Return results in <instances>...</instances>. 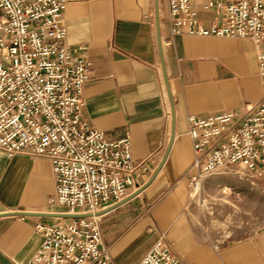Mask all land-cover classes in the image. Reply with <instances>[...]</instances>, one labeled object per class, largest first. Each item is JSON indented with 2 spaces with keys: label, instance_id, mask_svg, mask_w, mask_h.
Listing matches in <instances>:
<instances>
[{
  "label": "crops",
  "instance_id": "1",
  "mask_svg": "<svg viewBox=\"0 0 264 264\" xmlns=\"http://www.w3.org/2000/svg\"><path fill=\"white\" fill-rule=\"evenodd\" d=\"M64 23L70 51L92 63L86 120L109 139L129 135L134 161L148 168L142 191L103 211L115 262L137 264L164 233L184 264H264V220L246 236L219 235L196 219L188 184L195 161L189 117H240L264 103L254 45L171 38L168 0H70ZM53 175L49 159L0 151V264H27L44 240L36 226L68 219L52 203ZM254 179L264 192V180ZM134 202L138 215L126 207Z\"/></svg>",
  "mask_w": 264,
  "mask_h": 264
},
{
  "label": "built area",
  "instance_id": "2",
  "mask_svg": "<svg viewBox=\"0 0 264 264\" xmlns=\"http://www.w3.org/2000/svg\"><path fill=\"white\" fill-rule=\"evenodd\" d=\"M70 0H0V151L49 159L69 216L38 224L43 243L27 264H117L104 244L103 211L140 188L148 170L129 135L109 139L84 116L92 63L67 45ZM170 35L234 38L254 45L264 85V0H168ZM195 161L188 182L200 194L215 171L239 168L264 180V103L239 117H189ZM137 264H184L164 233Z\"/></svg>",
  "mask_w": 264,
  "mask_h": 264
},
{
  "label": "rangeland",
  "instance_id": "3",
  "mask_svg": "<svg viewBox=\"0 0 264 264\" xmlns=\"http://www.w3.org/2000/svg\"><path fill=\"white\" fill-rule=\"evenodd\" d=\"M200 194H192L191 210L197 220L219 235L243 237L255 231L264 220V192L242 169H226L210 173ZM226 188L230 190L225 191ZM129 208L141 213L139 202Z\"/></svg>",
  "mask_w": 264,
  "mask_h": 264
},
{
  "label": "water",
  "instance_id": "4",
  "mask_svg": "<svg viewBox=\"0 0 264 264\" xmlns=\"http://www.w3.org/2000/svg\"><path fill=\"white\" fill-rule=\"evenodd\" d=\"M140 191H142V189L139 188V189L137 190V192H135L133 195H131V196L128 197L125 201H123L122 203L116 205L115 207L120 206V205H122V204L128 202V201H129L130 199H132L135 195H137ZM61 216H62V217H65V218H69V216H66V215H61Z\"/></svg>",
  "mask_w": 264,
  "mask_h": 264
},
{
  "label": "bare ground",
  "instance_id": "5",
  "mask_svg": "<svg viewBox=\"0 0 264 264\" xmlns=\"http://www.w3.org/2000/svg\"><path fill=\"white\" fill-rule=\"evenodd\" d=\"M228 190H229L228 188H226V189H225V191H228ZM193 195H194V196H197V195H196V194H194V193H193Z\"/></svg>",
  "mask_w": 264,
  "mask_h": 264
}]
</instances>
